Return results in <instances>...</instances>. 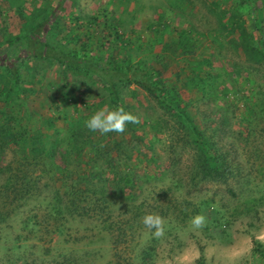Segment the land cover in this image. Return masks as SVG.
Instances as JSON below:
<instances>
[{"label": "rangeland", "instance_id": "1", "mask_svg": "<svg viewBox=\"0 0 264 264\" xmlns=\"http://www.w3.org/2000/svg\"><path fill=\"white\" fill-rule=\"evenodd\" d=\"M57 2L0 0V98L12 84L4 65L15 66L27 109L47 149L55 145L46 168L85 163L132 167L134 206L126 207V199L112 192V174L105 173L101 177L110 188L108 211L124 216L117 226L124 228L125 238L113 245L115 237L110 238L101 221L106 213L64 215L54 225L45 218L53 181L46 168L39 172L25 167L32 180L41 176V191L11 206L0 221V264H264V63L246 59L243 46L247 38L252 44L256 37L264 44V0H64L60 9ZM51 10L50 27L43 37L36 36L41 42L71 46L84 34L77 29L94 17L98 28L105 18L118 26L129 46L114 42L113 54L133 55L134 61L150 56L168 99L188 109L218 147L235 151V178L228 184L202 179L188 130L133 84L118 87L125 111L137 117L133 131L117 134L120 144L112 151L113 144H105L98 132L88 140L87 160L73 163L60 132L65 131L61 121L69 122L71 112L53 108L64 90L48 84H70L77 77L67 72L64 78L61 68L42 56L39 44L27 42L30 28ZM160 22L169 23L170 31L156 30ZM98 36L107 39L105 31ZM198 72L210 75L203 94L191 87ZM91 83L80 85V93ZM94 89L101 100L97 110L114 108L107 90L98 85ZM7 152L4 163L12 160L13 151ZM109 155L113 160L108 161ZM147 214L162 217V236L144 225ZM198 214L206 223L196 229L191 220ZM34 216L39 224L25 226L23 220Z\"/></svg>", "mask_w": 264, "mask_h": 264}, {"label": "trees", "instance_id": "2", "mask_svg": "<svg viewBox=\"0 0 264 264\" xmlns=\"http://www.w3.org/2000/svg\"><path fill=\"white\" fill-rule=\"evenodd\" d=\"M63 1L58 0L57 9L61 8ZM52 11L50 15L45 16L38 24L30 28L32 35L27 37V42L32 45L34 43L39 44L42 56L57 64L61 68L64 78L67 72L77 77L70 84L64 81L48 84L52 89L64 90L63 94L60 95L62 101L55 104L53 108L61 111L63 107H67L71 112L69 122L61 121V126L65 131L60 132L63 133L61 137L62 141L65 140V146H70L66 152L73 156V161H75L73 163H78L77 159H80L81 162L86 155H90L91 146L87 147L88 140L99 132L91 131L85 124V121L97 111L99 101H101L98 99L99 95L94 87L97 85L102 87V92L107 90L110 95L109 101L112 102L113 107H122L125 110L119 97L118 87L133 84L145 91L160 108L171 114L188 130L189 139L196 148L198 173L202 179L228 184L235 178V161H238L235 151L229 148L223 150L222 147H218L212 140V136L208 135L204 128L201 129L200 124L188 109L180 102L175 101L174 103V100L168 99L167 95L164 94L165 86L160 72L148 62L150 56H139L134 61L131 58L133 55L117 56L120 53L113 54L112 43L116 42V45L122 48L129 46V42L124 39L118 26L105 18L102 27L98 28L97 17H94L89 23L84 24V28L77 29L79 33L84 31V34L81 38L75 37L77 41L71 46L54 45L49 41L41 42L40 39L37 40L36 36L38 38L43 37L46 33L45 30L50 27ZM150 28L154 30L153 26ZM155 29L166 33L171 28L169 23L160 22ZM101 31L106 32V40L98 36ZM131 32L134 33L133 30ZM138 39H140L139 36H137ZM251 41L250 38H247L243 44L246 50L245 58L253 60L256 64L264 63L262 38L257 39L256 37L252 44ZM4 66L12 84L8 91H1L4 98H0L4 103V106L0 108V176L2 177L0 182V221L9 215L11 206L15 208L18 201L28 199L34 196L36 192L41 191V176L39 179L34 178L32 180L31 174L25 167L31 165L33 169L35 167L37 170L39 169V172H43L47 165V158L55 154V145L51 143V147L47 149L44 135L37 128L36 119L27 109L26 91L20 86L17 68L9 65ZM192 77V89H197V94L206 92L204 85L209 80V73L198 72ZM86 80L92 83L87 87L86 93L81 92V95L79 86L85 85ZM63 113L61 112L59 117L62 118ZM132 124L136 125V122L126 123L125 130L120 134L132 132ZM52 125L50 122L48 127H52ZM117 134L119 133L108 132L102 137L105 144H113L109 151H112L113 148L118 149L120 137H117ZM7 151H13V156L11 155L12 160H7L4 163L3 157L8 154ZM112 158L109 155L108 161L113 160ZM86 160L87 158L83 162ZM48 169L47 173H49L53 184L52 197L48 202V213L46 216L44 215L46 219L52 220L54 225H57L62 219H65L64 215L76 218L87 217L92 213L99 216L106 213V217L101 221L105 223L104 227L110 238L115 237L112 240L113 245L117 244L119 237L125 238L126 231L120 227L122 224L120 222L124 216H113L108 211L107 191L110 188L103 183L101 176L105 173L112 174L111 182L113 185L111 188L114 190L112 192L124 197L128 202L126 207L131 209L134 206L132 191L135 186L134 175L130 172L132 167L125 166L122 168L113 164H108L107 167L99 164L90 166L85 163L82 166L74 164L72 168L64 164L61 167L54 164L53 169ZM33 218L37 219L35 216L32 217V220L31 218L24 219V225H38L39 222ZM118 224L120 225L117 226ZM58 226L56 231L54 230L55 232L59 230ZM260 253L264 255L261 251Z\"/></svg>", "mask_w": 264, "mask_h": 264}, {"label": "clouds", "instance_id": "3", "mask_svg": "<svg viewBox=\"0 0 264 264\" xmlns=\"http://www.w3.org/2000/svg\"><path fill=\"white\" fill-rule=\"evenodd\" d=\"M137 122V117L126 112L122 107L116 108H100L95 111L86 121V127L91 131H99L101 134L108 132H123L126 123ZM143 223L150 229H154L153 235L160 237L164 234V221L157 214H147L143 217ZM192 225L196 228H202L206 223L204 215H195L191 220Z\"/></svg>", "mask_w": 264, "mask_h": 264}]
</instances>
